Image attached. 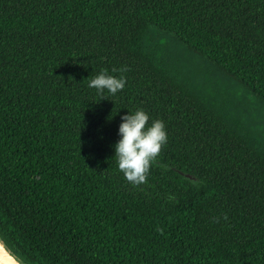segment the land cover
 I'll return each mask as SVG.
<instances>
[{"label":"trees","instance_id":"1","mask_svg":"<svg viewBox=\"0 0 264 264\" xmlns=\"http://www.w3.org/2000/svg\"><path fill=\"white\" fill-rule=\"evenodd\" d=\"M185 52L264 102V0H0V241L18 260L264 264V144ZM105 70L123 90L88 87ZM138 108L168 140L133 185L114 145Z\"/></svg>","mask_w":264,"mask_h":264},{"label":"clouds","instance_id":"2","mask_svg":"<svg viewBox=\"0 0 264 264\" xmlns=\"http://www.w3.org/2000/svg\"><path fill=\"white\" fill-rule=\"evenodd\" d=\"M125 85L126 79L123 76L109 74L106 70L101 71L88 83V87L100 93L107 90L113 95L123 90ZM149 120V113L138 108L124 113L118 128L120 138L114 145V155L124 178L133 185L146 182L151 164L168 140L165 122L156 119L149 124ZM0 264H14L10 257L6 258L2 254V245Z\"/></svg>","mask_w":264,"mask_h":264},{"label":"rangeland","instance_id":"3","mask_svg":"<svg viewBox=\"0 0 264 264\" xmlns=\"http://www.w3.org/2000/svg\"><path fill=\"white\" fill-rule=\"evenodd\" d=\"M168 36L169 42L174 44L176 40L173 39V35L169 34ZM179 46L183 48L187 47L182 43H179ZM158 52L163 59L169 60L166 50H158ZM189 52H185L184 56L181 57L182 63L178 64L179 69L205 95L216 101L223 111H225V105H227L226 111L234 116L240 124L245 126L249 133L260 137L264 144V102L262 99L250 95L246 87L236 80L233 81L237 83L238 88L229 87V84L224 82L223 77L221 78L220 75H216V71H213L212 68L204 67L203 62L205 58L191 55ZM239 93H244L245 98H240Z\"/></svg>","mask_w":264,"mask_h":264},{"label":"water","instance_id":"4","mask_svg":"<svg viewBox=\"0 0 264 264\" xmlns=\"http://www.w3.org/2000/svg\"><path fill=\"white\" fill-rule=\"evenodd\" d=\"M183 176L185 177H188L190 179H196L192 174H189V173H184V172H181L179 171ZM2 243V242H1ZM3 244V243H2ZM3 246L5 247V245L3 244ZM5 249L9 252V254L17 261L19 262L20 264H24L23 262H21L20 260H18L6 247Z\"/></svg>","mask_w":264,"mask_h":264},{"label":"bare ground","instance_id":"5","mask_svg":"<svg viewBox=\"0 0 264 264\" xmlns=\"http://www.w3.org/2000/svg\"><path fill=\"white\" fill-rule=\"evenodd\" d=\"M0 245H2V254L5 255V257H10L11 260L14 262V264H20L19 262H17L10 254L9 252L5 249V247L3 246V244L0 241Z\"/></svg>","mask_w":264,"mask_h":264}]
</instances>
